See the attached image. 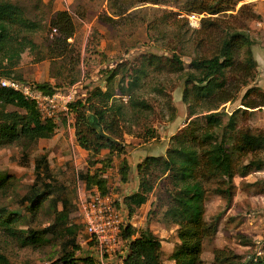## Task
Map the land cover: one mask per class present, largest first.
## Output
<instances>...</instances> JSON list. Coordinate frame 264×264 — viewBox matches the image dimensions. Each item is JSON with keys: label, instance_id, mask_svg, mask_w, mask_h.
Wrapping results in <instances>:
<instances>
[{"label": "trees", "instance_id": "1", "mask_svg": "<svg viewBox=\"0 0 264 264\" xmlns=\"http://www.w3.org/2000/svg\"><path fill=\"white\" fill-rule=\"evenodd\" d=\"M117 1L107 0L111 12L102 15L103 21L114 23L118 19H126L128 9L123 2ZM236 4L235 0H185L179 12H171V26L175 29L173 37L181 42L171 49L170 55L147 51L131 60L117 62L105 71L104 87L95 86L85 98H78L69 104L77 145L94 155L102 149L107 150L104 162L110 164L111 155L122 152L128 146L123 136L134 133L129 123L134 121L133 124L138 127L137 120L153 109L148 96L152 93L165 94L160 83L161 76L172 73L182 75L181 99L186 105L188 120L170 137L164 154L147 155L137 163V190L121 197L128 220L157 188L147 214L150 217L161 213L164 222L176 227L178 242L169 256L172 264H205L204 244L218 231V220L205 219L207 184L216 181L214 193L226 198L229 204L232 188L234 190L235 187L233 178L238 173L244 176L251 168H262L259 160L252 159L239 166L236 158L238 154L248 155L264 149V130L237 129L239 108L230 114L218 110L222 104L237 100L243 87L248 88L240 97L241 105L250 109L264 106V99L249 97V93L254 92L264 98L261 87L249 86L257 66L251 50L252 39L243 26L226 19L235 18L238 12L247 18L252 15V12L247 14L245 11L249 8L246 4L233 13ZM182 12L203 14L198 29L188 25L186 14L180 16ZM148 23L149 26L151 23ZM44 27L42 20L29 17L20 3L0 0V82L1 79L22 82L17 67L27 49H33L32 62L47 57H66L73 51L68 39L75 34V24L68 10H56L50 16L49 32L51 28H56L57 34L46 46L48 53L45 55L33 39L34 33ZM182 56L188 57L187 67ZM77 61L73 63L77 64ZM66 67L68 73L73 69ZM76 80L73 75L69 83ZM33 85L46 94L56 91L55 86L47 82ZM200 119L203 122H199ZM56 124L54 119H43L35 103L26 99L20 91L0 83V148L48 139L53 135ZM148 131L154 139V130ZM139 135L138 132L136 136ZM119 169L122 181L127 180L128 166L125 161ZM99 171L102 173V170ZM99 171L83 173L80 177L86 187H97L105 193L106 179L103 173L98 175ZM34 172L35 180L21 198L22 203H28V210H35L40 200L52 191L51 169L45 155L36 158ZM10 182L9 176L0 178V191ZM66 214L64 207L56 220ZM22 218L17 211L0 208V229L16 238L21 245L40 244L44 234L56 228L52 223L39 230L18 229L15 224ZM77 226L74 224L65 228L62 253L49 264H77L74 255L80 248L76 241ZM121 237L128 241L125 264H166L160 256L161 241L148 226L136 229L126 222L121 228ZM85 260L89 262L87 257ZM0 264H10L3 254H0ZM209 264H264V245L262 251L249 256H243L229 247H215Z\"/></svg>", "mask_w": 264, "mask_h": 264}, {"label": "rangeland", "instance_id": "2", "mask_svg": "<svg viewBox=\"0 0 264 264\" xmlns=\"http://www.w3.org/2000/svg\"><path fill=\"white\" fill-rule=\"evenodd\" d=\"M12 1L24 6L29 17L40 19L45 24L43 29L33 35L34 41L40 45L44 55L48 53L46 46L55 36H50L48 27L50 16L56 10L66 9L70 12L75 24V34L68 39V42L72 44L73 51L67 53L66 57H47L39 62H32L33 49H27L24 51L17 71L23 84L34 86L33 84L36 83L47 82L55 86L56 90L63 92L75 86L77 98H85L95 86L104 87L105 71L114 67L117 62L131 60L139 53L147 51L168 56L172 52L171 49L181 42L175 41L176 38L173 37L175 29L171 26L173 17L171 12H179L185 0H150V2L118 0L117 2H123L128 10L126 19H118L114 23L102 20L103 14L109 15L111 12L107 0ZM246 5L249 7L245 9L247 14L252 12L250 17L247 18L238 12L235 18L227 17L226 19L243 26L250 34L252 30L250 26L252 19L256 18V13L250 4ZM240 6L242 4L239 5L237 2L233 13H236ZM185 14L182 12L180 16ZM148 22L151 23L149 26ZM153 23L154 26L157 25L156 28L152 27ZM182 28L185 30L186 27ZM203 45L205 47L206 42ZM182 57L187 67L188 57ZM74 60H78L77 64L73 63ZM66 66L73 69L68 73L65 70ZM73 75L77 77V80L70 84L69 78ZM160 83L163 85L165 94H150L148 100L153 109L137 120L138 127L133 124L134 121L130 122L128 126L134 133H125L123 136L130 150L144 143L148 146V150L153 149L154 154L161 152L169 145L170 137L188 120L186 105L181 99L182 75L164 74L160 78ZM252 85H258L257 75L249 86ZM247 88L241 89L237 100L222 104L218 110H224L230 114L239 108L237 129H249L255 132L264 126V109L245 108L240 104V97L245 94ZM249 97L264 99L254 92L249 93ZM197 110L201 111L199 108ZM60 119L57 120L53 135L48 139H39L33 143L19 142L0 148V178L6 179L9 176L11 180L6 188L0 191V208L17 211L23 216L15 224L18 229L39 230L52 223L56 226L49 229V232L44 234L42 242L35 246L21 245L16 238L5 234L0 229V254H3L10 264H49L61 255V243L65 239L64 230L71 225H78L75 229L78 244L86 238L81 220L77 215V204L91 188L86 187L80 174L102 170V173L107 175V191H111L116 197H120L119 194L122 192L117 185L121 175L120 169L118 171L115 169L118 160H121V154H126V148L121 154H114L116 157L112 158L110 164L105 163L107 150L102 149L94 155L80 148L73 136L71 124H67L68 120L63 114H60ZM198 121L203 122L202 119ZM148 129L154 130V139L149 136ZM138 132L140 135L136 136ZM42 155L47 157L51 169L52 191L46 198L40 200L35 210H28V203H22L21 198L29 191L35 180V160ZM239 155L235 156L236 164L239 166L256 159L262 163V168L259 170L251 168L244 176H240L239 173L235 176L236 185L234 190L232 188V199L229 204L226 203V198L214 193L216 181L207 184L205 219L218 220V231L204 244L205 264H209L215 247H229L243 256H249L262 251L264 245V149L248 155ZM138 158V152H135V160ZM102 166L106 168L102 169L104 168ZM102 173L99 171L98 175ZM156 192L157 188L149 194L148 201L125 221L133 223L136 229L145 226L150 228L152 225L150 229L161 241V260L168 264L169 256L177 243L176 227L164 222L161 213L148 217L147 213ZM64 207L67 214L56 220L57 214ZM74 255L77 258V264H90L85 260L84 246L81 248L80 245Z\"/></svg>", "mask_w": 264, "mask_h": 264}, {"label": "built area", "instance_id": "3", "mask_svg": "<svg viewBox=\"0 0 264 264\" xmlns=\"http://www.w3.org/2000/svg\"><path fill=\"white\" fill-rule=\"evenodd\" d=\"M203 14L189 13L185 17L191 27L198 28ZM56 28H51L50 36L55 35ZM1 85L20 91L22 95L35 103L43 119H60L63 114L72 123L69 104L77 98L75 86L67 92L56 90L46 94L36 86L22 82L1 79ZM61 120V119H60ZM77 215L83 226L85 239L79 244L85 247V257L90 264H125L129 248L128 241L121 237V228L126 224V211L121 197L111 191L102 193L97 187L90 189L77 204Z\"/></svg>", "mask_w": 264, "mask_h": 264}, {"label": "crops", "instance_id": "4", "mask_svg": "<svg viewBox=\"0 0 264 264\" xmlns=\"http://www.w3.org/2000/svg\"><path fill=\"white\" fill-rule=\"evenodd\" d=\"M238 4H250L254 10V13H256V18L252 19L251 23V33L249 34L250 38L252 39V45H251V50L253 57L256 61V75L258 77V86L261 87L264 90V0H236ZM248 32H250L248 30ZM260 109H264V106H261ZM259 110V109H257ZM256 110V111H257ZM259 113L262 114V112L258 111ZM264 116V114H263ZM72 127V133H73V121L71 123ZM264 130V126L262 127ZM74 136V133H73ZM148 146L146 144H138L137 148H132L130 150L129 146H126V154H121L120 153H113L111 155V162L112 158H115L116 155L114 154H121V160H118L117 168L115 169L116 171L119 170L120 166L123 164V161L126 162V165L128 166V171H127V180L122 181L121 175H119V179L117 181V185L120 186L122 189V192L119 194L120 197H123L126 194H129L131 192H134L137 190L138 187V176H137V170H136V165L138 162L142 160L147 155H159V154H164L165 148L159 153L154 154L152 151H150L147 148ZM154 147V146H153ZM160 147V146H158ZM132 151V152H131ZM135 152H138L139 158L138 160H135ZM108 153V151L106 152ZM115 160V159H114ZM103 177L106 179V184L108 186V180H107V175L106 173H103ZM235 177L233 178V182L235 183ZM84 182V181H83ZM144 205V204H143ZM132 223V222H131ZM133 224V223H132ZM150 228L152 229V225H150ZM178 242V239H177ZM212 257L210 258L211 261ZM172 260L168 264H172Z\"/></svg>", "mask_w": 264, "mask_h": 264}]
</instances>
